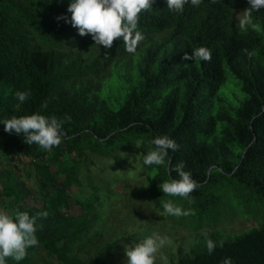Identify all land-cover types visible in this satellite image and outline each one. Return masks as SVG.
Returning <instances> with one entry per match:
<instances>
[{
    "label": "trees",
    "instance_id": "16d2710c",
    "mask_svg": "<svg viewBox=\"0 0 264 264\" xmlns=\"http://www.w3.org/2000/svg\"><path fill=\"white\" fill-rule=\"evenodd\" d=\"M71 2L0 0V121L36 113L63 121L62 142L50 152L25 144L22 133H6L0 123L2 155L11 163L18 157L29 159L42 202L40 207L25 205L17 186L8 182H1L0 198L13 201V217L16 211L30 216L49 212L46 219L38 220L43 224L36 233L38 246L61 264H105L101 258L111 256L119 242L129 240L105 245L90 262L78 259L73 249L93 229L98 210L94 200L84 199L79 202L80 213L73 215L67 192L72 186H83L81 164L88 154L115 160L136 144L147 176L146 190L161 212L162 202L172 200L185 210H194L195 215L187 218L202 216L223 203L215 190L225 181L238 184L264 207V8L253 12L259 30L241 31L232 14L246 9L247 0H202L198 6L189 2L181 12L169 10L166 0H155L139 15L138 31L144 39L134 54L117 40L110 49L101 48L94 57L82 58L78 52L72 57L74 46L97 45L90 35L81 37L71 26L67 11ZM161 34H165L162 42L153 43V37ZM199 47L211 50L210 61L182 59ZM130 56L136 57L134 67H121L119 60ZM226 67L244 99L225 106L217 98L220 105L214 113V99L226 82ZM110 69L121 83L116 89L110 83L112 77L106 84L98 82L94 90L81 87ZM17 91L30 95L20 102ZM45 103L46 108L42 107ZM160 135L174 140L178 149L169 150L167 166H145L148 142ZM180 162L199 185L191 193L193 203L166 196L158 188L169 177L178 178L169 168ZM85 180L91 191L103 192L89 176ZM104 186V192L111 195L108 183ZM215 226H204L211 228L205 233L217 245L211 254L204 241L176 264H222L224 258H231L232 264H264V219L259 228L229 237ZM30 263L28 255L18 262L6 259V264Z\"/></svg>",
    "mask_w": 264,
    "mask_h": 264
},
{
    "label": "rangeland",
    "instance_id": "374dc122",
    "mask_svg": "<svg viewBox=\"0 0 264 264\" xmlns=\"http://www.w3.org/2000/svg\"><path fill=\"white\" fill-rule=\"evenodd\" d=\"M240 12L242 10H235L232 14L236 27H239L237 15ZM164 36L165 34L155 35L153 43L160 44ZM169 46H164V49ZM101 48L103 46L87 49L74 46L72 57L78 52L82 58H91ZM135 61L136 57L130 56L119 60V63L123 65L119 64V66L134 67ZM125 62L127 63L126 65ZM225 73L226 82L214 99V113L220 105L217 102V98H222L225 106L229 103L237 105V99H244L239 83H237L227 67L225 68ZM115 74L116 71L110 69L98 79L84 81L81 87L89 86L91 90H94L98 82L106 84L108 79L115 77ZM117 79L114 78L110 82L113 85V89H116L118 84H121ZM139 155V144H136L121 151L115 160L95 158L88 154L86 161L81 164L83 168L82 175L84 176L83 186H72L68 188L67 192L69 194L70 212L73 215L80 213L79 202L89 199L94 200L96 203L98 217L93 229L85 237L84 241L73 249V254L78 259L90 262L95 258L100 248L118 239L128 237L129 240H124L117 244L111 256L101 258L105 264H126L127 257L125 256L124 246L135 245L153 232H156L160 235L168 236L173 241L172 245L165 246L161 249V252L167 257L168 264H176L181 256L198 248L205 241V232L211 231L214 225H216L215 229L218 232L229 237L248 232L253 228H259L263 224L264 207L254 199L253 195L243 190L238 184L226 181L215 190L221 196L220 198L223 202L218 205L219 207L214 210L210 209L209 212L203 213L202 216L192 218L171 216L169 219L167 217L169 215H165L159 209H156L155 200L146 190L147 176L146 173L142 172ZM33 174L34 168L29 163L28 158L18 157L14 163L5 159L1 153L0 141V184L1 182H8L16 185L25 199V205L40 207L42 200L39 194L36 193L37 189ZM88 176L91 178L92 184L104 190L106 189L104 182L108 183V187L112 192L111 195L106 194L104 190L97 193L91 191L85 180V177ZM96 195L99 198L96 199ZM246 199L250 200V202H247ZM2 201L5 202L3 207L1 206ZM12 203L13 201L10 199L3 200L0 198V211L13 215ZM179 223L184 225H179ZM195 226H211V228L204 227L195 232L190 231L194 230ZM194 241H198V243H193ZM27 255L30 257V264H61L55 256L48 255L38 245ZM156 264H162L159 256Z\"/></svg>",
    "mask_w": 264,
    "mask_h": 264
},
{
    "label": "clouds",
    "instance_id": "9594fccd",
    "mask_svg": "<svg viewBox=\"0 0 264 264\" xmlns=\"http://www.w3.org/2000/svg\"><path fill=\"white\" fill-rule=\"evenodd\" d=\"M154 2L155 0H72L67 11L71 13V26L77 29L81 37L90 35L94 45L103 46L104 49H110L114 41L122 40L125 50L134 54L139 43L144 39L142 33L138 31L139 15L142 11L150 9ZM189 2L193 6H198L202 0H166L167 8L176 12H181L184 5ZM247 4L248 7L237 15L238 26L241 31H245L248 27L259 30L260 25L253 21V12L264 8V0H247ZM242 51L248 56L252 55L247 49ZM107 56L105 52V57ZM182 59L210 61L211 50L199 47L194 49L191 55L185 54ZM29 95L30 92L27 91L15 93L20 102H24ZM42 107L46 108L47 104H42ZM0 123L4 125L6 133H22L25 144H36L48 152L59 146L64 137L63 121L55 116L47 117L36 113L19 118L13 116ZM148 143L149 150L143 155L145 166H167L170 164L169 150L174 152L178 149L176 142L167 135L156 136ZM183 169V162L178 163L174 169L169 168V172L175 171L178 178L169 177L158 185V188L166 196L179 197L193 203L191 193L199 185L191 178V173ZM162 208L163 214L177 218L195 215L194 210H185L172 200L162 202ZM48 216V211L37 212L32 216L27 212L16 211L14 217L0 211V264H6L8 258L17 262L23 260L27 250L39 244L36 233L38 229H43V224L38 223V220L46 219ZM204 235L207 251L211 254L217 246L216 242L208 239L207 233ZM172 243L168 236L153 232L135 245L124 246L126 264H156L158 256L162 264H168V259L161 249ZM223 243V241L219 242L221 247ZM222 264H232L231 258H224Z\"/></svg>",
    "mask_w": 264,
    "mask_h": 264
}]
</instances>
